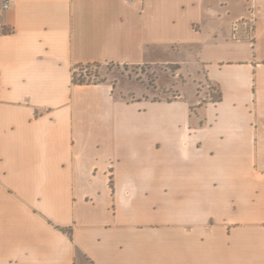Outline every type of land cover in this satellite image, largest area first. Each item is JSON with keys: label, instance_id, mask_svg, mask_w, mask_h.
I'll return each mask as SVG.
<instances>
[{"label": "crops", "instance_id": "crops-1", "mask_svg": "<svg viewBox=\"0 0 264 264\" xmlns=\"http://www.w3.org/2000/svg\"><path fill=\"white\" fill-rule=\"evenodd\" d=\"M0 264H264V0H0Z\"/></svg>", "mask_w": 264, "mask_h": 264}, {"label": "rangeland", "instance_id": "rangeland-1", "mask_svg": "<svg viewBox=\"0 0 264 264\" xmlns=\"http://www.w3.org/2000/svg\"><path fill=\"white\" fill-rule=\"evenodd\" d=\"M172 70H175L174 66H164V65H127L125 67L116 64H100L78 67L76 69V77L82 79L83 74L91 73L92 75L98 74V77L91 76L94 80H106L114 84V86H129L130 84H138L139 87L142 86H163L170 83ZM89 79L88 76H86ZM142 85V86H141ZM163 93V91H161ZM217 95V93L215 94ZM175 94L168 93L162 95H155L154 100L159 99H173Z\"/></svg>", "mask_w": 264, "mask_h": 264}, {"label": "trees", "instance_id": "trees-1", "mask_svg": "<svg viewBox=\"0 0 264 264\" xmlns=\"http://www.w3.org/2000/svg\"><path fill=\"white\" fill-rule=\"evenodd\" d=\"M91 65H100V64H97V63H94V64H86V65H79V67L82 68L84 66H91ZM80 76H83V78L82 79H78L76 77V70H75V72L73 74V82L75 84H92V83H101V82L106 81L104 79H102V80L101 79L100 80L91 79V76L98 77L99 75L97 73L94 74V75H92L91 73H89V74L87 73L86 76H88L89 79H87L86 76H84L83 74H81ZM181 79L182 80H185V75L181 74ZM178 82H179L178 79L171 77L170 83L168 85H166V86L169 87L170 91H167V89H164L163 90L164 91V94H168L170 92V93L175 94V96H176V93L179 90V84H178ZM207 84H208V81L207 80L204 81L203 83H201V85H199V87H198V92H200L202 90V88L205 85H207ZM206 87H207V95H209L213 89H212V87H210L208 85ZM220 99H221V95L220 94L215 95L214 93H212V101H219Z\"/></svg>", "mask_w": 264, "mask_h": 264}, {"label": "built area", "instance_id": "built-area-1", "mask_svg": "<svg viewBox=\"0 0 264 264\" xmlns=\"http://www.w3.org/2000/svg\"><path fill=\"white\" fill-rule=\"evenodd\" d=\"M10 6V2L9 1H6L5 2V8H8ZM257 16H256V12H255V9L254 7L252 8L251 12H250V16L247 17V18H243V19H239V20H236L234 22V31L237 32L240 25H246V26H249V25H252L254 24L255 20H256Z\"/></svg>", "mask_w": 264, "mask_h": 264}]
</instances>
